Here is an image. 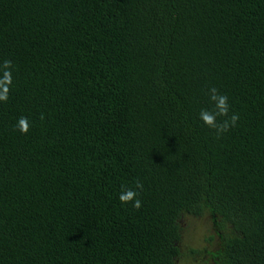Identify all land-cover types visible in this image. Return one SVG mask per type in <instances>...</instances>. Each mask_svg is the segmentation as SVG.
Returning a JSON list of instances; mask_svg holds the SVG:
<instances>
[{
  "label": "trees",
  "instance_id": "trees-1",
  "mask_svg": "<svg viewBox=\"0 0 264 264\" xmlns=\"http://www.w3.org/2000/svg\"><path fill=\"white\" fill-rule=\"evenodd\" d=\"M6 60L0 264H264V0H0Z\"/></svg>",
  "mask_w": 264,
  "mask_h": 264
},
{
  "label": "clouds",
  "instance_id": "clouds-1",
  "mask_svg": "<svg viewBox=\"0 0 264 264\" xmlns=\"http://www.w3.org/2000/svg\"><path fill=\"white\" fill-rule=\"evenodd\" d=\"M3 76L0 77V101L7 102L9 99V93L11 86L13 84L12 77V61L6 60L3 65ZM210 99L215 102V109L213 111L201 110L200 119L209 128L214 129L217 136L230 130V128L235 127L238 120V114H232L229 119H225L222 122L217 121V117H228L229 116V104L228 97L226 95L220 94L218 89L215 87L210 90ZM41 119H44L43 115ZM16 128L22 134H28L31 128L29 119L27 117L19 118ZM143 189V184L139 181L136 182L135 187L129 188L124 187L119 200L122 204H131L135 209H140L142 207V201L139 198V190Z\"/></svg>",
  "mask_w": 264,
  "mask_h": 264
},
{
  "label": "rangeland",
  "instance_id": "rangeland-1",
  "mask_svg": "<svg viewBox=\"0 0 264 264\" xmlns=\"http://www.w3.org/2000/svg\"><path fill=\"white\" fill-rule=\"evenodd\" d=\"M182 223L184 230L180 245L183 250H188L189 248L203 249L204 247H213L217 238L206 216L185 217L182 219ZM210 235H214V239L209 240ZM177 264L188 263H186L184 259H181Z\"/></svg>",
  "mask_w": 264,
  "mask_h": 264
}]
</instances>
